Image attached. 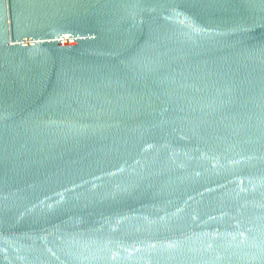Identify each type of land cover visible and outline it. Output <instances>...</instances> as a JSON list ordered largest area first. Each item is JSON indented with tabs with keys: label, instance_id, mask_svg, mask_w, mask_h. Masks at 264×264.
I'll return each mask as SVG.
<instances>
[{
	"label": "water",
	"instance_id": "obj_1",
	"mask_svg": "<svg viewBox=\"0 0 264 264\" xmlns=\"http://www.w3.org/2000/svg\"><path fill=\"white\" fill-rule=\"evenodd\" d=\"M0 264H264V0H0Z\"/></svg>",
	"mask_w": 264,
	"mask_h": 264
}]
</instances>
